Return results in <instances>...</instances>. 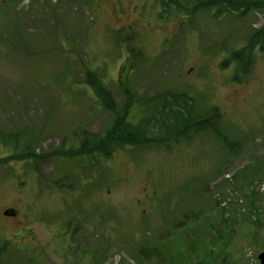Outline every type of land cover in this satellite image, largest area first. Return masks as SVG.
I'll use <instances>...</instances> for the list:
<instances>
[{
    "label": "rangeland",
    "instance_id": "1",
    "mask_svg": "<svg viewBox=\"0 0 264 264\" xmlns=\"http://www.w3.org/2000/svg\"><path fill=\"white\" fill-rule=\"evenodd\" d=\"M217 10L0 0V157L79 146L83 131L109 127L114 115L84 82L87 66L120 105L126 86L137 98L185 91L201 112L219 106L237 135L230 148L203 131L172 150L0 164V264H260L264 53L241 82L231 78L235 62H223L264 25V7L245 17ZM134 111L136 123L145 110Z\"/></svg>",
    "mask_w": 264,
    "mask_h": 264
},
{
    "label": "trees",
    "instance_id": "2",
    "mask_svg": "<svg viewBox=\"0 0 264 264\" xmlns=\"http://www.w3.org/2000/svg\"><path fill=\"white\" fill-rule=\"evenodd\" d=\"M164 2L167 5L174 3L179 7H184L193 16L195 10L199 8L217 7V14L228 12L245 17L252 10L264 7V0H198L197 4L194 3L191 6L194 8H189L188 0L186 2L184 0L183 4L179 0H165ZM257 49L264 53V25L252 32L243 47L230 50L231 56H228L223 62V64L235 62L231 76L233 81L241 82L249 78L255 63ZM136 64L137 62H132V70H135ZM84 82L95 92L103 108L114 115L109 127L101 133L83 131L79 146L70 148L60 146L44 155L13 153L0 157V164L16 158L43 157L49 154L79 159L90 157L99 160V156L110 158L126 146L153 149H164L163 146H165L172 150L174 141H192L203 131L212 132L225 148L236 145L235 130L225 123V117L220 107L211 106L201 112L196 109L194 98L185 91L170 90L161 94L137 98L133 90L126 86L123 88L126 101L120 105L112 90L107 86L104 76L88 66L85 70ZM136 106L143 108L145 112L137 114L138 122L135 123L132 111L135 113ZM15 141L17 142V138ZM186 226L184 221L179 224L178 228ZM178 245H183V240Z\"/></svg>",
    "mask_w": 264,
    "mask_h": 264
},
{
    "label": "water",
    "instance_id": "3",
    "mask_svg": "<svg viewBox=\"0 0 264 264\" xmlns=\"http://www.w3.org/2000/svg\"><path fill=\"white\" fill-rule=\"evenodd\" d=\"M259 259H260L261 264H264V251L260 253Z\"/></svg>",
    "mask_w": 264,
    "mask_h": 264
}]
</instances>
